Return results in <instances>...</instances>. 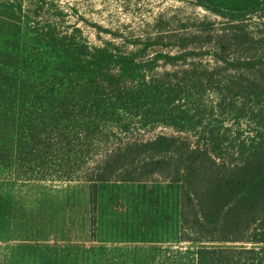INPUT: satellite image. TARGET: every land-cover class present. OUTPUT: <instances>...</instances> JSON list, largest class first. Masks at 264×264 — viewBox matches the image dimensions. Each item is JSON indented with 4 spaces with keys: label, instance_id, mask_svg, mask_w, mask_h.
Instances as JSON below:
<instances>
[{
    "label": "trees",
    "instance_id": "trees-1",
    "mask_svg": "<svg viewBox=\"0 0 264 264\" xmlns=\"http://www.w3.org/2000/svg\"><path fill=\"white\" fill-rule=\"evenodd\" d=\"M187 2L90 44L54 0H0V179L168 184L195 264H264V0Z\"/></svg>",
    "mask_w": 264,
    "mask_h": 264
},
{
    "label": "rangeland",
    "instance_id": "rangeland-1",
    "mask_svg": "<svg viewBox=\"0 0 264 264\" xmlns=\"http://www.w3.org/2000/svg\"><path fill=\"white\" fill-rule=\"evenodd\" d=\"M54 1L66 12L67 24L78 27L90 44L98 42L96 30L91 24L119 31L124 37H129L142 34L146 24L151 23L159 14L167 17L177 15L180 18L205 15L203 10L189 5L188 0ZM100 36L108 37L102 33ZM157 133L170 134V131L158 129L155 134ZM176 193L171 185L164 183L100 186L95 214L96 228L93 231L90 228L87 184L0 179V247L2 250L12 251L10 253L15 258L17 252L38 248L44 245L49 236H59L64 229L55 230L53 221L67 218L71 227H65L68 230L66 238L81 247L96 246L100 264H120V257L127 260L123 264H150L147 263L148 256L152 257L157 253L142 252L140 246L165 245L171 243L174 237L178 238ZM58 241L65 240L61 238ZM176 244L182 248L187 247L192 253L198 247L179 240ZM216 245L218 244H214ZM119 246L125 249L116 251ZM133 246L138 248L132 249ZM110 250L112 252H108ZM104 256L107 263L102 260ZM141 257L144 258V263L140 262Z\"/></svg>",
    "mask_w": 264,
    "mask_h": 264
},
{
    "label": "crops",
    "instance_id": "crops-1",
    "mask_svg": "<svg viewBox=\"0 0 264 264\" xmlns=\"http://www.w3.org/2000/svg\"><path fill=\"white\" fill-rule=\"evenodd\" d=\"M88 203L90 212V228L94 231L96 228L95 214L97 212L98 197L94 200L88 198ZM61 206H63V203ZM62 209L64 210V206ZM65 213L67 214L66 208ZM66 219L67 218L61 219L58 222L56 220L53 221L55 230L64 229L59 236H49V238L45 240L44 245H41L38 248L33 247L31 249L28 248L21 250L16 253L15 258L13 257V254L10 253L12 251L2 250L0 247V264H100L96 255V246H92L90 248L81 247L79 244H75V242L66 238V235L68 234L67 228L71 227V224H68V220L66 221ZM176 237H174L172 242L169 244H147L145 246H140L142 252H151L153 254L157 253V255L152 257L148 256L147 263L195 264V253H192V250H187V247L182 248L181 246H178L176 244V241L178 242V238ZM61 238L65 241H58L61 240ZM134 248H138V246H133L132 249ZM116 249V251H118L119 249L122 250L125 248H123V246H119L116 247ZM106 251L107 249L105 252ZM108 252H112V250ZM105 258L106 256H104V258L102 257V260L104 259V263H107ZM118 262L123 264L124 262H127V260L120 257V261ZM140 262L144 263L143 257L140 258Z\"/></svg>",
    "mask_w": 264,
    "mask_h": 264
}]
</instances>
